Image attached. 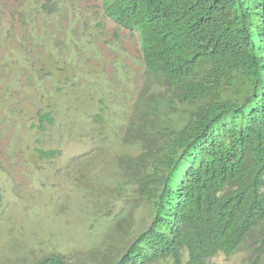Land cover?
<instances>
[{"label": "trees", "instance_id": "obj_1", "mask_svg": "<svg viewBox=\"0 0 264 264\" xmlns=\"http://www.w3.org/2000/svg\"><path fill=\"white\" fill-rule=\"evenodd\" d=\"M103 4L138 33L159 88L151 80L137 90L123 138L135 151L117 157L114 186L98 189L99 212L110 219L106 258L51 252L32 264H208L233 254L264 222V0ZM38 8L49 16L76 9L62 0L20 5L28 23ZM56 111L42 100L32 128L54 123ZM36 151L43 159L57 152Z\"/></svg>", "mask_w": 264, "mask_h": 264}, {"label": "rangeland", "instance_id": "obj_2", "mask_svg": "<svg viewBox=\"0 0 264 264\" xmlns=\"http://www.w3.org/2000/svg\"><path fill=\"white\" fill-rule=\"evenodd\" d=\"M2 1L0 264H32L51 252L103 261L110 219L99 212L98 189L114 186L117 157L135 151L123 138L138 91L146 81L159 84L138 33L109 17L103 0H62L76 9L49 16L38 8L30 23L20 11L30 0ZM42 100L57 109L55 122L32 128ZM36 147L57 152L43 159ZM142 215L141 207L134 212ZM208 264H264V222L236 252H218Z\"/></svg>", "mask_w": 264, "mask_h": 264}]
</instances>
